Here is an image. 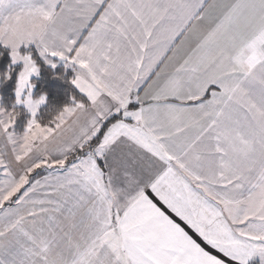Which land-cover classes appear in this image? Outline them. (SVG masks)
<instances>
[{
    "label": "snow or ice",
    "instance_id": "snow-or-ice-1",
    "mask_svg": "<svg viewBox=\"0 0 264 264\" xmlns=\"http://www.w3.org/2000/svg\"><path fill=\"white\" fill-rule=\"evenodd\" d=\"M0 264H264V0H0Z\"/></svg>",
    "mask_w": 264,
    "mask_h": 264
}]
</instances>
